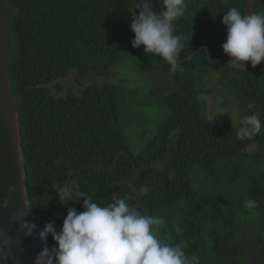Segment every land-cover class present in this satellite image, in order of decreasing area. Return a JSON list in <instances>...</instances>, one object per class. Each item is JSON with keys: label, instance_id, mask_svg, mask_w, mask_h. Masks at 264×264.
<instances>
[{"label": "trees", "instance_id": "trees-1", "mask_svg": "<svg viewBox=\"0 0 264 264\" xmlns=\"http://www.w3.org/2000/svg\"><path fill=\"white\" fill-rule=\"evenodd\" d=\"M255 1L253 12H260L264 0ZM140 2L11 0L20 13L12 26L18 47L9 74L21 116L29 208L39 213L58 203L53 186L64 184L76 169L83 168L69 183H78L101 205L117 197L136 208L148 179L138 211L165 219L158 233L162 240L183 243L200 264H246L264 241V134L237 139L239 127L224 115L214 117L216 110L211 117L207 101L211 95L233 109L240 95L264 80L263 65L253 68L248 62L246 72L233 69L221 47L223 15L231 7L244 12L245 0L187 3L188 19L175 22L176 34L184 37L183 71L177 72L146 54L143 45L131 46L129 25ZM151 4L163 10L162 0ZM213 56L219 60L213 62ZM160 70L171 76L164 80L169 86L144 93L153 99L144 106H159L169 116L157 125L150 145L134 151L125 134L133 126L126 94ZM71 77L75 87L66 88L64 80ZM251 102L259 110L264 97L255 90ZM240 111L245 115L242 105ZM251 145L256 149L246 151ZM124 152L131 159L121 157L112 169ZM169 153L168 161L149 169ZM134 164L136 180L116 194L117 184L133 178ZM247 199L257 206L247 208ZM69 207L83 211L82 199L49 210L42 229L54 222L59 231ZM47 241L49 248L55 246L51 235Z\"/></svg>", "mask_w": 264, "mask_h": 264}, {"label": "clouds", "instance_id": "clouds-1", "mask_svg": "<svg viewBox=\"0 0 264 264\" xmlns=\"http://www.w3.org/2000/svg\"><path fill=\"white\" fill-rule=\"evenodd\" d=\"M192 1L162 0L163 10L158 12L153 10L152 0H141L139 5L136 4L139 14H132L129 25L134 34L131 46L138 48L143 45L146 54L162 58L170 66V71H183L179 58L183 56L184 37L176 34L175 22L178 23V19L182 18L188 19L185 16L187 3L190 4ZM263 10L245 14V8L242 12L237 7H231L223 15L221 21L223 26L218 33L221 38L226 31V41L221 47L223 55L229 57L228 64L231 68L246 72L248 62L253 68L257 65L264 66ZM203 51L207 54V46H203ZM203 58L208 57L205 55ZM215 59L219 60L217 56H213V62ZM252 88L250 93L237 97L239 99L233 109L222 100L216 101L211 95L207 97L209 111L211 106L213 110H216L214 117L218 114L224 115L228 123L239 127L237 129L239 140L255 139L262 131L264 134V104L258 110L251 102V93H255V90L264 97V80ZM241 105L245 108V115L241 114ZM230 115L232 118L228 117ZM129 126L132 127L125 134L128 137L127 133L136 132L128 139L132 141L134 151H138L136 146L145 141L148 129L138 127L135 123H130ZM134 129L140 130L132 131ZM183 133L181 132L178 145ZM156 135L157 128L155 136L147 141L145 148L150 145ZM252 149H256V146L251 145L246 151ZM122 154H129V157L125 155L121 157L131 159L129 152ZM134 169L137 175L135 164ZM53 187L57 194L56 199L62 206L67 207L70 202L82 199L83 211L77 213L75 208L69 207L59 231L56 230L54 222L45 225L38 237L42 242H46L47 237L51 235L55 246L52 248L43 246L35 256L33 264H200V257L187 254L183 243L166 242L160 238L158 233L165 225L163 217L142 214L125 198L114 197L112 202L106 205L98 204L91 195L80 190L78 183H64ZM14 190V186H9V193ZM7 203L5 200V207ZM245 206L254 208L257 202L247 199ZM26 214L24 212L11 219L16 221ZM34 229V224L27 222L20 224V231L25 237L31 236ZM0 259H6V257H0Z\"/></svg>", "mask_w": 264, "mask_h": 264}, {"label": "water", "instance_id": "water-1", "mask_svg": "<svg viewBox=\"0 0 264 264\" xmlns=\"http://www.w3.org/2000/svg\"><path fill=\"white\" fill-rule=\"evenodd\" d=\"M255 6V0H246L245 14L253 12ZM19 12L20 10L13 6L11 0H0V257H6V259H0V264H33L35 256L42 247H49L47 240L42 242L38 237L39 232L43 230L41 221L49 210L61 204L58 202L39 213H34L29 208L21 116L18 110V98L13 92L9 74V64L18 47L14 41L12 26ZM184 125L182 126V133L184 132ZM177 146L178 142L174 149ZM123 155L129 157V154L119 155L112 169L116 168L118 160ZM170 155L171 153L149 169L163 164ZM82 169L72 171L65 183H69L72 175ZM136 178L135 173L131 180L117 184L115 193H117L119 186L129 184ZM147 184L148 179L145 180L140 202L136 207L137 211L145 196ZM9 186L15 188L11 193L8 192ZM5 200L8 202L6 207L4 206ZM24 212L27 214L22 218H18L16 221L11 219L13 216H18ZM24 222L35 225V229L29 237H25L24 233L20 231V224ZM5 242L7 243L5 244ZM246 264H264V241Z\"/></svg>", "mask_w": 264, "mask_h": 264}, {"label": "rangeland", "instance_id": "rangeland-1", "mask_svg": "<svg viewBox=\"0 0 264 264\" xmlns=\"http://www.w3.org/2000/svg\"><path fill=\"white\" fill-rule=\"evenodd\" d=\"M158 74L154 75L152 78L146 76L141 82H139L129 93L126 94V103L130 101L131 104L128 105L130 110L126 111V116L131 123L137 124L138 127H147L148 135L140 145L136 146L138 151L145 149L147 141L155 136L157 125L168 119L169 112L161 109L159 106L155 107H145L144 105L150 101H153L151 98H144L143 94L150 91H166L164 87H168V84H164V80L169 79V75H166L162 70L157 72ZM74 78H69L64 80L66 88H74L73 85ZM210 116L212 117L213 107H210ZM232 118V116H228ZM140 130V129H134ZM136 132L127 133L128 137H132Z\"/></svg>", "mask_w": 264, "mask_h": 264}]
</instances>
